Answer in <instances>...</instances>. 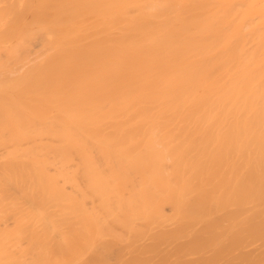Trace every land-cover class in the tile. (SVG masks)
<instances>
[{
    "label": "bare ground",
    "instance_id": "bare-ground-1",
    "mask_svg": "<svg viewBox=\"0 0 264 264\" xmlns=\"http://www.w3.org/2000/svg\"><path fill=\"white\" fill-rule=\"evenodd\" d=\"M0 264H264V0H0Z\"/></svg>",
    "mask_w": 264,
    "mask_h": 264
}]
</instances>
